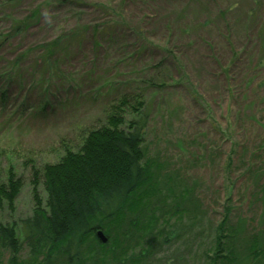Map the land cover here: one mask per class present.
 I'll return each mask as SVG.
<instances>
[{
    "label": "rangeland",
    "instance_id": "374dc122",
    "mask_svg": "<svg viewBox=\"0 0 264 264\" xmlns=\"http://www.w3.org/2000/svg\"><path fill=\"white\" fill-rule=\"evenodd\" d=\"M52 40L60 52L40 46ZM136 93L150 155L198 179L208 214L231 209L256 226L264 0H0V180L22 182L0 221L20 229L37 194L45 202V164L77 151L107 115L126 128L139 120ZM121 95L131 104L115 111Z\"/></svg>",
    "mask_w": 264,
    "mask_h": 264
},
{
    "label": "trees",
    "instance_id": "16d2710c",
    "mask_svg": "<svg viewBox=\"0 0 264 264\" xmlns=\"http://www.w3.org/2000/svg\"><path fill=\"white\" fill-rule=\"evenodd\" d=\"M57 45L40 44L50 53L60 52ZM136 94L129 110L139 120L126 128L124 116L112 112L77 151L45 164L39 176L45 202L37 194L20 229L0 221V264H264V183L256 189V226L231 209L208 214L198 179L190 182L181 167L150 155L141 125L146 100ZM118 100L110 105L115 111L129 105L130 96ZM40 172L34 170V182ZM21 184L14 175L0 180V207Z\"/></svg>",
    "mask_w": 264,
    "mask_h": 264
},
{
    "label": "water",
    "instance_id": "95a60500",
    "mask_svg": "<svg viewBox=\"0 0 264 264\" xmlns=\"http://www.w3.org/2000/svg\"><path fill=\"white\" fill-rule=\"evenodd\" d=\"M98 234L103 240H106V237L103 235L102 231L99 230Z\"/></svg>",
    "mask_w": 264,
    "mask_h": 264
}]
</instances>
